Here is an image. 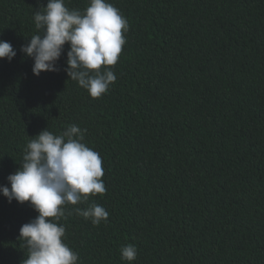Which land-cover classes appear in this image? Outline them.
I'll use <instances>...</instances> for the list:
<instances>
[{
    "label": "trees",
    "instance_id": "obj_1",
    "mask_svg": "<svg viewBox=\"0 0 264 264\" xmlns=\"http://www.w3.org/2000/svg\"><path fill=\"white\" fill-rule=\"evenodd\" d=\"M108 2L129 30L115 83L92 98L64 71L67 44L39 76L20 52L47 0H0V40L17 51L0 59V186L40 131L77 125L106 187L58 222L78 264H129L126 244L131 264H264V0ZM93 203L107 222L73 211ZM37 215L0 195V264H23L19 229Z\"/></svg>",
    "mask_w": 264,
    "mask_h": 264
},
{
    "label": "clouds",
    "instance_id": "obj_2",
    "mask_svg": "<svg viewBox=\"0 0 264 264\" xmlns=\"http://www.w3.org/2000/svg\"><path fill=\"white\" fill-rule=\"evenodd\" d=\"M33 18L38 34L20 47L33 60V75L58 71L57 61L67 44L64 71L69 79L92 98L106 94L117 79L112 66L119 60L129 30L120 10L108 0H88L83 10L69 9L65 0H47ZM16 55L10 42L0 40V59L10 62ZM86 131L77 125L67 126L60 134L43 129L28 141L20 167L7 177L8 185L0 186V195L9 203L28 202L38 213L19 229L18 238L28 250L23 264H78V253L64 242L66 229L58 222L65 218V206L106 192L103 161L84 143ZM73 211L95 226L107 222L109 216L95 203ZM120 255L131 264L137 248L126 244Z\"/></svg>",
    "mask_w": 264,
    "mask_h": 264
}]
</instances>
